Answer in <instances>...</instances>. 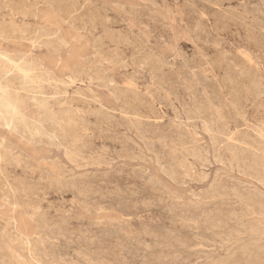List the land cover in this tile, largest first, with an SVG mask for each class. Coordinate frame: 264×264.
<instances>
[{"label":"rangeland","instance_id":"rangeland-1","mask_svg":"<svg viewBox=\"0 0 264 264\" xmlns=\"http://www.w3.org/2000/svg\"><path fill=\"white\" fill-rule=\"evenodd\" d=\"M260 2L0 0V46L31 52L32 104L50 110L52 138L6 170L36 193L41 259L264 264V146L248 130L264 127V87L242 74L264 54ZM97 52L127 61L107 88L82 74Z\"/></svg>","mask_w":264,"mask_h":264},{"label":"clouds","instance_id":"clouds-1","mask_svg":"<svg viewBox=\"0 0 264 264\" xmlns=\"http://www.w3.org/2000/svg\"><path fill=\"white\" fill-rule=\"evenodd\" d=\"M258 7L260 9L257 17L260 21L257 25L258 36L264 49V0H261ZM249 10L254 12L255 5L249 4ZM83 39L84 37H79L77 44ZM244 39V32L240 30V36L234 39V43L237 46H244ZM76 46L72 45L69 48L70 57L74 55ZM124 63L117 64L97 52L93 65L82 74L91 73L96 76L98 86L107 88L110 74L115 68L123 67ZM128 66L134 70L137 67L135 63ZM242 74L255 78L256 82L264 87V54L255 63L244 65ZM37 78L38 70L31 61L29 50L20 51L0 46V256H3L0 264H48L39 257L37 249L40 246V237L36 234L39 229L36 227V221L29 215V205L36 193L20 184L14 186L8 184L6 173L7 168L16 163L17 153L31 160L32 150L38 144L42 145L45 137H48L44 124L48 122L50 110L36 111L31 99L37 90L35 88ZM123 94L126 93L118 92V95ZM101 110L106 111L103 105ZM173 124L188 128L192 121L180 122L177 116ZM197 127L198 125H193L188 129L194 143L197 139L195 137ZM205 130H208V125H205ZM248 130L255 132L264 146V127L257 130L252 126ZM84 165L88 166L89 162L84 161ZM91 166L97 167L99 162H93ZM50 175L54 179L58 178L57 167H51ZM94 264L104 262L96 261Z\"/></svg>","mask_w":264,"mask_h":264},{"label":"bare ground","instance_id":"bare-ground-1","mask_svg":"<svg viewBox=\"0 0 264 264\" xmlns=\"http://www.w3.org/2000/svg\"><path fill=\"white\" fill-rule=\"evenodd\" d=\"M28 4H29V3H28ZM33 5H34V4H33ZM2 6H3V5H2ZM7 6H8V5H7ZM5 7H6V5H5ZM5 7H4V8H5ZM72 8H73V7H72ZM5 9H6V8H5ZM77 9H78V8H77ZM78 12H79V11H78ZM62 13H63V12H62ZM62 13H61V14H62ZM235 13H236V12H235ZM67 16H68V15H67ZM98 16H99V14H98ZM99 17H100V16H99ZM98 20H99V19H98ZM101 20H102V19H101ZM37 34H38V33H37ZM31 56H32V55H31ZM157 63H158V62H157ZM150 70H151V69H150ZM155 74H156V73H155ZM74 93H75V92H74ZM78 94H79V93H78ZM151 112H152V111H151ZM135 117H136V116H135ZM137 119H138V118H137ZM239 127H240V126H239ZM70 132H71V131H70ZM171 134H172V133H171ZM160 141H161V140H160ZM163 142H164V141H163ZM104 148H105V147H104Z\"/></svg>","mask_w":264,"mask_h":264}]
</instances>
